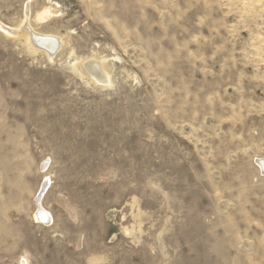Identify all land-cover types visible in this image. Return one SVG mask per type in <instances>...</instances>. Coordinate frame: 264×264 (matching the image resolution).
Segmentation results:
<instances>
[{"label":"rangeland","instance_id":"1","mask_svg":"<svg viewBox=\"0 0 264 264\" xmlns=\"http://www.w3.org/2000/svg\"><path fill=\"white\" fill-rule=\"evenodd\" d=\"M259 158L264 0H0V264H264Z\"/></svg>","mask_w":264,"mask_h":264},{"label":"bare ground","instance_id":"2","mask_svg":"<svg viewBox=\"0 0 264 264\" xmlns=\"http://www.w3.org/2000/svg\"><path fill=\"white\" fill-rule=\"evenodd\" d=\"M51 13L48 15H38V20H43L47 18ZM27 31L25 33V38L27 41H31L34 38V41L37 43L36 48L41 49L47 53V55L51 56L54 53V49L59 46L60 38L54 34L47 35L41 31H37L30 23H28ZM60 47V46H59ZM259 165L261 168H264V158H259ZM43 209V208H42ZM40 209L36 212V217L40 222H50V213L45 209ZM20 264H26L25 261H21Z\"/></svg>","mask_w":264,"mask_h":264}]
</instances>
